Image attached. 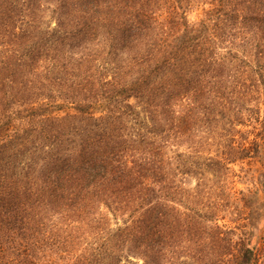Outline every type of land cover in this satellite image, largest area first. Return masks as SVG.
<instances>
[{"label": "trees", "instance_id": "16d2710c", "mask_svg": "<svg viewBox=\"0 0 264 264\" xmlns=\"http://www.w3.org/2000/svg\"><path fill=\"white\" fill-rule=\"evenodd\" d=\"M263 99L264 0H0V264H264Z\"/></svg>", "mask_w": 264, "mask_h": 264}, {"label": "rangeland", "instance_id": "374dc122", "mask_svg": "<svg viewBox=\"0 0 264 264\" xmlns=\"http://www.w3.org/2000/svg\"><path fill=\"white\" fill-rule=\"evenodd\" d=\"M42 4L44 5V2ZM202 6H205V5H202ZM205 8L206 10L209 9V7L207 6H205ZM202 11L203 10L200 11V14L202 13ZM202 15L203 14L199 16L200 19L202 18ZM193 16L195 17V14ZM178 101L179 102L176 103L177 106L185 105L184 99H181ZM259 107H260L259 105L249 102L245 105V108H247V111L245 113L248 114V112L252 110L251 114L254 115V112ZM261 108L264 110V99L262 100ZM247 114H246L247 123H245L244 125H240L238 127V130L251 131V132L254 131V133L250 134L249 136V139L251 140L254 137L255 132L259 131V126H257L253 122H250V119H248ZM262 115H264V111ZM221 136L223 137L225 136V134L220 135V137ZM221 138H219L218 141L215 144H213V146L211 147V152H210L211 155L217 154L216 152H223L225 150L226 147L224 146L226 144L223 141L221 142ZM178 150L183 151L185 150V147H179ZM228 168L229 169H227L226 171V176L224 177L225 180H223L222 183L220 181L218 182L220 185L226 186L227 192H232L234 193V195H238L240 197H241L240 192L246 191V188H247L246 185L250 183L249 178H251L253 175V174L249 175L250 174L249 172H253L255 177L264 172L261 161L258 158H255L252 156L247 157L244 160H238L234 164H230ZM242 179L247 180V182L243 181ZM194 184H195V180H191V179L188 180V186H194Z\"/></svg>", "mask_w": 264, "mask_h": 264}]
</instances>
